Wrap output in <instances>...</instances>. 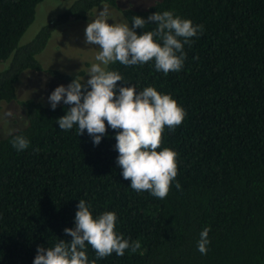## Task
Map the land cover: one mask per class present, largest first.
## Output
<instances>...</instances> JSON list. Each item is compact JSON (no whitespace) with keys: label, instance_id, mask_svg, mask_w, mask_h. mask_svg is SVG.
Returning a JSON list of instances; mask_svg holds the SVG:
<instances>
[{"label":"trees","instance_id":"1","mask_svg":"<svg viewBox=\"0 0 264 264\" xmlns=\"http://www.w3.org/2000/svg\"><path fill=\"white\" fill-rule=\"evenodd\" d=\"M45 0H0V109L17 100L26 71H40L37 56L53 30L84 20L96 7L118 0H72L27 41L22 36ZM173 11L202 34L184 45V66L167 75L154 61L125 66L111 63L136 91L154 87L186 110L182 124L162 133L157 151L178 153V175L164 199L137 192L117 163L116 132L98 145L78 126L62 130L58 118L71 105L25 98L23 125L0 137V264H33L37 247L70 241L79 200L93 217L114 211L115 231L140 249L97 258L86 243L89 264H264V0H156L145 8L121 9L129 26L134 16ZM156 28L150 22L137 34ZM162 43V41H161ZM67 86L83 72L48 69ZM90 89V86H89ZM118 94V89H117ZM15 136L28 148L17 150ZM181 185L176 188V183ZM174 220V221H173ZM210 227L207 254L198 251L200 233Z\"/></svg>","mask_w":264,"mask_h":264},{"label":"clouds","instance_id":"2","mask_svg":"<svg viewBox=\"0 0 264 264\" xmlns=\"http://www.w3.org/2000/svg\"><path fill=\"white\" fill-rule=\"evenodd\" d=\"M108 18V9L103 7L85 29V43L100 49L95 56L99 63H93L88 70L90 78L86 82L75 78L67 87L57 86L48 100L53 110L62 100L65 105H71L66 115L58 118L60 129L78 126V134L86 130L95 145L107 132L105 121L112 129H118L115 148L123 178L131 181L133 190L148 191L164 199L178 175V153L167 147L157 149L163 143L164 128L174 131L185 119L186 110L170 94H161L154 87L137 92L135 85L118 86V81H124L123 76L107 68L117 61L125 66L154 61L155 69L166 75L179 72L186 57L184 45L202 34L203 25H193L190 19H182L170 10L155 12L147 19L134 16L131 27L127 23L109 24ZM150 22L156 25L154 30L137 34L136 28H145ZM6 115L13 113L9 111ZM29 143L23 136L12 140L17 150L28 148ZM175 186L181 188L179 182ZM77 209L75 227L64 229L72 239L59 240L47 249L38 246L33 264H89L86 243L97 258L113 252L123 256L126 249L130 248L133 253L140 249L139 241L130 244L129 239L115 231L118 217L114 211L94 218L90 204L83 199L79 200ZM209 231L210 227H205L200 233L198 251L201 254H207ZM91 264H96L95 260Z\"/></svg>","mask_w":264,"mask_h":264},{"label":"rangeland","instance_id":"3","mask_svg":"<svg viewBox=\"0 0 264 264\" xmlns=\"http://www.w3.org/2000/svg\"><path fill=\"white\" fill-rule=\"evenodd\" d=\"M72 0H45L37 8L34 22L29 26L21 41L29 40L41 25L65 9ZM156 0H118L117 6L102 5L96 7L84 20H70L58 25L44 50L37 56L42 70L24 72L16 86L17 100L2 103L0 109V137L8 131L20 127L24 122V107L19 101L25 98H32L45 104H50L48 97L59 85L67 84L48 73V69L61 72L82 71V77L89 79L88 70L93 63H99L95 56L100 51L96 45L85 43V29L94 18L98 17L99 11L107 7L109 18L107 23H127L121 9L126 7L145 8ZM40 26V27H39ZM11 111L12 116L6 113Z\"/></svg>","mask_w":264,"mask_h":264}]
</instances>
